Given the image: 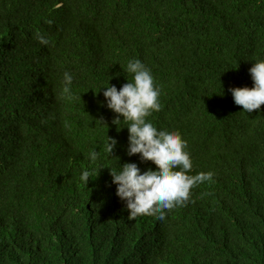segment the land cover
I'll list each match as a JSON object with an SVG mask.
<instances>
[{
	"label": "trees",
	"instance_id": "1",
	"mask_svg": "<svg viewBox=\"0 0 264 264\" xmlns=\"http://www.w3.org/2000/svg\"><path fill=\"white\" fill-rule=\"evenodd\" d=\"M130 59L162 86L149 119L187 141L191 174L214 173L163 219L129 218L111 183L156 167L126 154L100 89L130 81ZM259 59L264 0H0V264H264V105L228 91Z\"/></svg>",
	"mask_w": 264,
	"mask_h": 264
},
{
	"label": "clouds",
	"instance_id": "2",
	"mask_svg": "<svg viewBox=\"0 0 264 264\" xmlns=\"http://www.w3.org/2000/svg\"><path fill=\"white\" fill-rule=\"evenodd\" d=\"M36 39L43 46L50 43L40 33H37ZM248 71L253 82L251 88L228 90L234 104L241 106L244 113L259 110L264 105V59L252 62ZM126 72L131 74V80H127L119 90L109 83L100 88L103 89L105 106L115 114L111 121L113 125L117 127L122 122L126 125L119 128H127L128 131L126 154L129 157L138 154L142 163L151 162L156 167L155 170L148 168L141 171L136 163H125L118 166V171L110 169L111 183L115 185V195L125 204L129 218L158 215L163 219L166 210L186 204L190 200L191 190L212 181L214 173L191 174L193 161L187 151V141L179 131L159 129L149 119L154 112L161 110L162 93V86L155 81L151 70L141 60L130 59ZM74 79L73 73H63L64 94H72ZM100 124L107 128L102 121ZM116 145L115 139L106 136L104 152L108 157ZM98 158L99 152L90 150V162L94 164ZM89 179V171L83 170L80 180L85 186Z\"/></svg>",
	"mask_w": 264,
	"mask_h": 264
}]
</instances>
